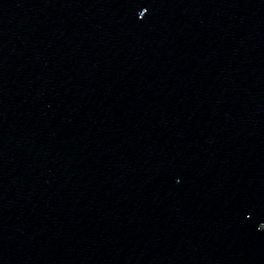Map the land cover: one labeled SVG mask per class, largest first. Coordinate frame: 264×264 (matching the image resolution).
Segmentation results:
<instances>
[{
  "label": "water",
  "instance_id": "obj_1",
  "mask_svg": "<svg viewBox=\"0 0 264 264\" xmlns=\"http://www.w3.org/2000/svg\"><path fill=\"white\" fill-rule=\"evenodd\" d=\"M0 264H264V0H0Z\"/></svg>",
  "mask_w": 264,
  "mask_h": 264
}]
</instances>
